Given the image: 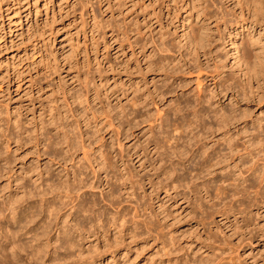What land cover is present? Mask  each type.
I'll use <instances>...</instances> for the list:
<instances>
[{"label": "rangeland", "instance_id": "1", "mask_svg": "<svg viewBox=\"0 0 264 264\" xmlns=\"http://www.w3.org/2000/svg\"><path fill=\"white\" fill-rule=\"evenodd\" d=\"M256 5L257 0H0V209L14 200L13 224L20 221L10 228L19 229L17 238L35 241L33 233L40 234L48 220L37 214L31 224L26 221L38 211V194L67 177L71 183L74 169L95 184L84 188L90 211L66 218L80 228L69 231L77 243L71 251L61 247L63 234L54 221L45 228L52 264H89L86 254H97L90 264H264V181L262 187L254 184L249 170L255 162L264 172V141L257 148L251 144L257 136L264 140V23L254 21ZM205 14L213 16L207 20ZM192 32L211 37L194 60L187 44ZM161 41L171 52L158 50ZM163 56L171 59L167 68L175 65L176 81L152 68ZM193 62L201 68H185ZM229 82L239 84L227 89ZM241 85L243 94H237ZM195 94L209 99V110L217 114L243 110L245 116L231 122L226 134L208 115L202 117L213 127L207 138L199 126L181 131L180 121L195 120L186 99L198 109L208 104H197ZM177 106L181 113L174 115ZM160 115L162 126L160 119L153 121ZM146 118L157 124L152 131ZM62 135L75 142V168L49 161L51 154L63 156L65 149L55 144ZM81 136L95 150L96 169L104 161L99 149L110 163L97 178L77 146ZM176 140L181 155L173 152ZM219 150L228 162L207 172L202 157ZM110 188L113 196L107 195ZM47 194V204H59Z\"/></svg>", "mask_w": 264, "mask_h": 264}, {"label": "bare ground", "instance_id": "2", "mask_svg": "<svg viewBox=\"0 0 264 264\" xmlns=\"http://www.w3.org/2000/svg\"><path fill=\"white\" fill-rule=\"evenodd\" d=\"M257 3H258V6L256 5L255 6V8H254V10H253V14H252V16H253V18H254V21L255 22H262V23H264V0H257ZM160 10V9H159ZM154 11V10H153ZM206 15V16H205ZM204 16L206 17V19L207 20H209V19H211L212 18V16L213 15H208V14H205ZM221 15V19L223 20V23H224V21H225V19L223 18L224 16H225V14H220ZM205 20V19H204ZM206 27V26H205ZM204 27V29L205 30H208L209 28L207 27V29ZM138 30V29H137ZM204 31V30H203ZM198 32V31H197ZM209 32H210V30H209ZM209 32H206V31H204V32H202V34L203 33H209ZM200 35V37H199V35L196 33V32H192V35H191V38H190V40L189 41H187V44L190 46V45H192V50H193V52L192 51H189L190 53L192 52V54H194V57H192V59L194 60L195 58L197 59L198 58V52H199V50H202V48L204 47V43H203V40H205V41H207V42H209V40H210V35L209 34H205L206 36L205 37H203V35ZM140 41H141V39H140ZM201 42V43H200ZM200 43V44H199ZM194 45H195V47H194ZM199 45V46H198ZM157 48H158V50L160 51V52H165V53H168V52H171V49H170V46L167 44V43H165L164 41H161L160 42V44H157ZM243 54H245V52H243ZM242 57V56H241ZM264 57V56H263ZM258 58V57H257ZM259 60V59H258ZM262 60V59H261ZM171 61V59L169 58L168 59V56H163V57H161L160 58V60H158V61H156L155 62V64H154V66H152V68L154 67L155 69H157V70H159V71H162L166 76H164L165 78H171V79H173V80H175L176 81V79H178V77H174V78H172L173 76H174V74L175 73H177V71H174L175 70V65H172V66H170V68H167V66L169 65L168 63ZM246 63L248 64V61H246ZM262 63V62H261ZM247 64H246V66H247ZM255 64V63H254ZM184 65V64H183ZM258 65V64H257ZM255 67V66H254ZM153 68V69H154ZM186 69H188V70H199L201 67H200V65H199V63H194L193 62V64L191 65V67H189L188 65L185 67ZM247 70L248 71H251V66L249 65V66H247ZM254 71V70H253ZM263 71V69L261 68V65H260V68L256 71V73H258V74H260L261 72ZM213 79H215L214 77H212ZM172 80V82L174 83L175 81H173ZM180 82H178V84H177V86H180V84H179ZM238 84L239 83H236V85L234 84V86L229 82V85H227V89L229 88V87H231V88H235L236 86H238ZM169 92V91H168ZM236 92H237V94H240V92H242V94H243V86L241 85V86H239V87H237V89H236ZM163 93V92H162ZM164 94V93H163ZM194 95V94H193ZM195 96H196V98H195V100L197 101V104H199L200 105V103H204L205 101L208 103L207 104V106H203V107H201L200 109H198V108H195V106L194 105H192L191 103H190V101L188 100V99H186V104H187V106L189 107H191L192 108V113H193V117H195V120L193 121V119H188V121H180V123L179 124H177L178 125V127H179V129H181V131H183L184 130V128H190L189 130H192V128L193 127H198L199 126V128H201V135H204L203 137H206L207 138V136H205V134L206 133H208V130L210 129L211 130V127L212 126H210V124L209 125H206L205 123H206V121L205 122H203V120H202V117L204 116V115H208L209 117L210 116H213L214 117V119L216 120V124H218V126L219 127H217L218 129H223V133L224 134H226V133H229V130H230V128H229V125H230V123L231 122H233V121H237V120H239L240 118H242V117H244L245 116V111H243V110H241L242 112H239V113H237V111H235V110H231L228 114H226V112H222V113H219V114H217L216 113V111L215 110H209V108H210V105H212L211 104V102H210V100L209 99H207V98H204V97H201L200 95H198V94H195ZM178 104H179V102H178ZM195 104V103H194ZM192 105V106H191ZM182 107V106H181ZM190 109V108H189ZM245 110V109H244ZM208 111H211L212 112V114H210ZM173 112H174V115H177L179 112L181 113V108H180V106H177L176 108H174V110H173ZM162 113V112H161ZM158 115V114H157ZM139 117V116H141V115H139L138 113H137V115L135 114L133 117H132V119H134V117ZM162 116L163 115H160L159 117H156V119L155 120H153L154 122L155 121H157L158 119H160L161 120V122H159L158 123V125L160 124H162L163 122H164V119L162 118ZM127 120V119H126ZM146 120L148 121V123L151 121L150 119H148V118H146ZM185 120V119H184ZM136 121V120H135ZM140 121L141 122H143L144 121V119H140ZM153 121H151V123L153 122ZM128 122V121H127ZM138 120L136 121V123L138 124ZM153 122V123H154ZM203 122V123H202ZM121 122H119L118 124H120ZM152 123V124H153ZM172 123V122H171ZM178 123V122H177ZM195 124V125H194ZM115 125V124H114ZM139 125V124H138ZM177 125H176V127H177ZM212 125V124H211ZM122 126V125H121ZM120 126V127H121ZM157 126V124H153V125H151V126H149V127H151V131H152V128L154 129L155 127ZM162 126V125H161ZM201 126V127H200ZM159 127V126H158ZM116 128H117V130L119 129V126L117 125L116 126ZM198 128V129H199ZM226 128V129H225ZM232 128V127H231ZM175 129H177V128H175ZM202 129H204V130H202ZM212 129H213V127H212ZM217 129V130H218ZM221 129V130H222ZM200 130V129H199ZM122 130L120 129V130H118V133H120V135H121V132ZM185 131H187V129L185 130ZM184 131V132H185ZM210 133H212V131L210 132ZM254 133H256V132H254ZM159 134V133H158ZM199 134V133H198ZM223 134V135H224ZM200 135V136H201ZM197 135H194V133H193V135L191 136V137H196ZM225 136V135H224ZM256 136H257V134H256ZM202 137V136H201ZM228 137H229V135H228ZM227 137V138H228ZM231 137V136H230ZM258 137V138H257ZM257 137H254V139L255 138H257V140H254V141H256V142H252L251 141V144L253 143L254 145L255 144H258V145H262L263 144V141L264 140H262V138L260 139V137L259 136H257ZM198 138V137H197ZM226 138V139H227ZM232 138V137H231ZM231 138H229L230 140H231ZM148 139V138H147ZM166 139V138H165ZM167 139H169V138H167ZM171 139V138H170ZM189 139V138H188ZM192 139V138H191ZM191 139H189V140H191ZM252 140H253V137L251 138ZM195 140V139H194ZM199 142H201L200 140V137H199ZM230 140L229 141H227L228 143V146H229V148L230 149H232V143H230ZM79 141V145L77 144V146H80V148H81V150L83 151L82 153V156L85 158V161H86V163H87V165L88 166H90V168H91V171H92V174H93V177H98V175H99V171L101 170V169H104V166H106V165H108L107 163H109V162H107L106 161V159H105V155L100 151V149H99V153H100V156H101V158H102V161H103V164H101L100 166H99V164L101 163V162H98L97 163V167H98V169H96V167H95V165L93 164V161H97V159H96V157H94V156H92V154L95 152V150H92L93 148L90 146L91 145V143L89 142V143H85V141L82 139V136H81V139L80 140H78ZM167 141V140H166ZM184 141V140H183ZM119 142V146L121 145V143H120V140L118 141ZM157 142V141H156ZM188 142V141H187ZM193 142V141H192ZM249 142V141H248ZM59 143V146H61L63 149H65L64 150V152H63V156L61 157V155H60V157H58L57 155H55V154H51V156H49L48 158H49V161L50 162H52V163H58V164H60V165H62V166H65L66 167V164H67V162H70V165L68 166L70 169L71 168H75L74 166H75V164H76V162H75V158H74V152H75V149H76V145L74 144L75 142L73 141V139H71L70 137H67L66 135H62V140H61V142H55V144L57 145ZM177 143H178V141L176 140L175 141V147L173 148V149H175L173 152H175V154H177L178 153V155H181L180 154V152H181V150L179 151V148H177L176 149V147H177ZM189 143V142H188ZM154 144H155V142H154ZM192 145H193V143H191ZM197 145V139H196V142H194V145ZM201 145V150L204 152L205 151V147L203 146V142L202 143H200ZM158 145V144H157ZM191 145V146H192ZM250 145V144H249ZM254 145H252L253 147H255ZM199 146V145H198ZM200 146L198 147V148H200ZM180 147V146H179ZM253 147H251V148H253ZM74 148V149H73ZM189 148V147H188ZM233 148H235V146H233ZM248 148V147H247ZM256 148H257V146H256ZM88 149H90L91 151L89 152V153H87L88 152ZM190 149V148H189ZM192 149V148H191ZM244 149V148H243ZM249 149V148H248ZM177 150L179 151V152H177ZM200 150V149H199ZM246 150V149H245ZM263 150V149H262ZM201 151V152H202ZM207 151V150H206ZM213 151V150H212ZM259 152L261 151V150H258ZM191 152V151H190ZM258 152V153H259ZM261 152H263V151H261ZM247 153H248V151H247ZM257 153V152H256ZM257 153V154H258ZM186 154V153H185ZM201 154H204V153H201ZM249 154V153H248ZM262 154H264V152L262 153ZM48 155H50V154H48ZM205 155V154H204ZM227 154H226V152H220V150L219 151H214V152H212V153H207L204 157H202L203 159H201V160H203L202 161V166H205L204 168L206 169V170H209V168L211 167V168H213V166L214 165H218V164H221L222 162L224 163L225 161H227V156H226ZM191 156V155H190ZM58 157V158H57ZM229 157V156H228ZM264 157V156H263ZM100 158V157H99ZM264 159V158H263ZM200 161V160H199ZM255 161V160H254ZM263 161V160H262ZM71 162H72V164H71ZM228 162V161H227ZM182 163V162H181ZM199 164V165H200ZM201 165L199 166V167H201ZM108 166H110V163H109V165ZM107 166V167H108ZM249 166V165H248ZM247 166V167H248ZM106 167V168H107ZM106 168H105V171H106ZM172 168V167H171ZM171 168H170V170H171ZM261 168V167H260ZM65 169H67V168H65ZM175 169V168H174ZM174 169H172V170H174ZM69 169H67V171H68ZM250 171H251V174L252 175H254L255 177V179L257 180H255V182H254V184L255 183H259V185H260V187H262L263 185H261L262 184V182L264 181V172H261L260 170L261 169H259V165L258 164H255V162L252 164V166H250V169H249ZM262 170H264V169H262ZM71 172H72V174H73V176H74V178L72 179L73 181H71V183L69 182V179H68V177L65 179V180H59V182L58 183H50V184H48L47 186V190L48 191H42V192H38L39 194V198H40V200L38 201V206H36V208L35 209H37L38 211L37 212H34L33 210L31 211V213L32 212H34L33 214H31V215H29V218H28V220H26L28 223H30L31 224V222H32V216H34V215H37V217L39 216V215H41V216H44V215H46L45 216V218H47L48 220L47 221H45V219H44V223L43 224H45V226H42L41 228H42V230H41V233L39 234V231H38V233L37 232H35V233H33L34 234V239L33 240H35L33 243H23V241L21 242L17 237H18V234H17V231L19 230H16V229H14L12 226V228H10V224H13V222H14V220H15V213H16V209H15V206H13L14 205V200H12V202L11 203H8L9 201H6V203L5 204H7L3 209H0V220H1V218H3V219H5L4 221H5V225H1V227H0V229L1 230H3V228L5 229V232H4V234H3V236H2V234H1V236L2 237H4V239L1 241L0 240V264H52V263H54V259H56L55 257H54V259H51L50 257H51V249H48L49 248V244L51 243V242H49V239L48 240H46L45 238H46V234L47 233H45V228L47 227L48 228V226H50V224H51V222L52 221H54V227H55V230H60V231H58V233L60 232L61 234H63V236L61 237L62 238V244L61 245H63V246H61L62 248H66V249H68V248H71L72 249V247H74L77 243H75L74 242V240L73 239H75V237L72 239V236H70L71 234H70V229H73V231H76V230H78V228H79V226L77 227L76 225H75V223H74V225L77 227L76 229L75 228H73V226H71V225H69L71 222L69 221V220H67L66 218L67 217H72V215H74L76 212H84V211H86V210H89V205H88V200L85 198V194H86V192H85V190H84V188H89V189H93L94 187H95V184L92 182V180H86L85 181V179H86V176L83 178V177H80V176H78L77 177V172H75V175H74V169L73 170H71ZM173 172V171H172ZM207 172H210V170L209 171H207ZM211 173V172H210ZM244 173V172H243ZM41 173H38V175H40ZM81 174V173H80ZM79 174V175H80ZM209 174V173H208ZM65 175L66 176H68V172H66L65 173ZM245 177V176H244ZM118 178V177H117ZM92 179V178H91ZM247 178H244V180H246ZM44 180V179H43ZM43 182V181H42ZM98 183V182H97ZM181 184V183H180ZM208 184V183H207ZM206 184V185H207ZM250 184V183H249ZM248 184V185H249ZM254 184H251V187L253 188V186L252 185H254ZM45 185V184H44ZM43 185V186H44ZM201 185V184H200ZM204 185V184H203ZM194 186H195V184H194ZM250 186V185H249ZM200 187V186H199ZM206 187V186H205ZM244 187V186H243ZM43 188H45V187H43ZM42 188V189H43ZM203 188V187H202ZM245 188V187H244ZM112 188H110V191L111 192H109V194H107L108 196L111 194L112 196H113V192H112V190H111ZM206 189V188H205ZM245 189H249L248 188V186L245 188ZM38 190V189H37ZM244 190V189H243ZM257 190H258V188H257ZM31 193V192H30ZM47 193H50L51 195H52V197H54V199L53 200H55V197L56 198H58L59 199V204H55L54 202L52 203V204H47V202L49 201H45V199H47V198H45V195L47 194ZM35 194V193H34ZM36 194H37V192H36ZM34 195V196H37L38 197V195ZM257 194V193H256ZM33 195V194H32ZM48 195V194H47ZM110 195V196H111ZM31 197V196H30ZM37 199V198H36ZM51 200V199H50ZM112 200V199H111ZM16 201H17V199H16ZM91 205L93 206V205H97V202L94 200V199H92L91 201ZM37 203V202H36ZM19 205V204H18ZM29 205H31V204H29ZM29 205H28V208H29ZM37 205V204H36ZM17 206V205H16ZM32 206V205H31ZM33 207V206H32ZM27 208V209H28ZM34 208V207H33ZM25 210V209H24ZM94 210V209H93ZM7 211V213H5V212ZM36 211V210H35ZM61 211H63V212H61ZM90 211V210H89ZM95 211V210H94ZM20 212V211H19ZM30 212V211H29ZM22 214V213H21ZM96 214V213H95ZM65 216V220H63V219H61V221H63V224H64V227H58V223H59V218L60 217H64ZM95 217V216H94ZM98 217V216H97ZM26 218H27V216H26ZM42 218H44V217H42ZM17 219V218H16ZM41 219V218H40ZM56 219H58L57 221H56ZM20 221V220H19ZM18 221V222H19ZM25 221V220H24ZM41 221V220H40ZM60 221V222H61ZM18 222H16L17 224H18ZM34 222V221H33ZM65 222V223H64ZM70 222V223H69ZM81 222H82V220H81ZM1 223V222H0ZM16 223H14L15 224V226H16ZM26 223V222H25ZM69 223V224H68ZM13 224V225H14ZM34 224V223H33ZM39 224V223H38ZM77 225H78V223H76ZM80 225V227L82 228V225H81V223L79 224ZM18 226V225H17ZM22 226V225H21ZM25 226H27L26 224H24V226L23 227H25ZM29 226V225H28ZM31 227V226H30ZM29 227V228H30ZM66 227V228H65ZM20 228V227H19ZM26 228V227H25ZM21 229V228H20ZM52 229V228H51ZM80 229V228H79ZM82 230H83V228H82ZM36 231V230H35ZM49 232V231H48ZM20 233V232H19ZM28 233H29V231H28ZM39 234V235H38ZM60 234V235H61ZM20 237V236H19ZM84 237V236H83ZM83 237H81V239L83 238ZM60 237H58V239H59ZM2 239V238H1ZM45 239V240H44ZM77 239V238H76ZM56 240V239H55ZM44 241V242H43ZM51 241V240H50ZM60 241H61V239H60ZM61 243V242H60ZM80 244V243H79ZM53 245V244H52ZM59 246V245H58ZM80 246V245H79ZM57 247V246H56ZM76 247V246H75ZM92 247V246H91ZM52 248H54V247H52ZM64 248V249H65ZM78 248V247H77ZM80 248H81V246H80ZM71 249H68V251L70 250L71 251ZM75 250V249H74ZM80 250V249H79ZM83 251V250H82ZM88 251H89V249H88ZM88 251H86V253L88 252ZM56 252H57V248H56ZM55 252V253H56ZM74 252V251H73ZM70 253V252H69ZM72 253V252H71ZM89 253V252H88ZM99 253V252H98ZM53 254V253H52ZM73 254V253H72ZM72 254H71V256H72ZM75 255H76V253H74ZM85 254V253H84ZM83 254V255H84ZM58 255V254H57ZM66 255V254H65ZM69 256H70V254H68ZM79 254H77V256H78ZM82 255V256H83ZM96 255L97 254H86L85 256H83V257H85V261L86 262H88L89 264L90 263H93L94 261H95V257H96ZM69 256H68V258H69ZM57 257V256H56ZM80 257V256H79ZM99 257V256H98ZM50 258V259H49ZM74 258V257H73ZM81 258V257H80ZM58 259V258H57ZM59 259H60V257H59ZM50 260V261H49ZM53 261V262H52ZM75 261H76V259H75ZM97 261V260H96ZM76 263V262H75ZM72 264H74V263H72Z\"/></svg>", "mask_w": 264, "mask_h": 264}]
</instances>
